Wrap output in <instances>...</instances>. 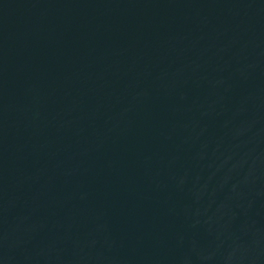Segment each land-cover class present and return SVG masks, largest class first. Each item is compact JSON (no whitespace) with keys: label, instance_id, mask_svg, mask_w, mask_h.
<instances>
[{"label":"water","instance_id":"water-1","mask_svg":"<svg viewBox=\"0 0 264 264\" xmlns=\"http://www.w3.org/2000/svg\"><path fill=\"white\" fill-rule=\"evenodd\" d=\"M0 264H264V0H0Z\"/></svg>","mask_w":264,"mask_h":264}]
</instances>
